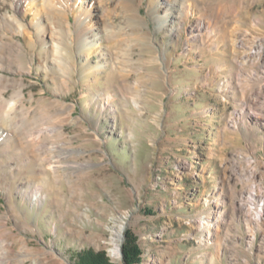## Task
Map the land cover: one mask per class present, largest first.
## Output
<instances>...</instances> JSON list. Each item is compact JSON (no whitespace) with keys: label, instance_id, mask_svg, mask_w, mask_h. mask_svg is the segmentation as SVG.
Wrapping results in <instances>:
<instances>
[{"label":"rangeland","instance_id":"obj_1","mask_svg":"<svg viewBox=\"0 0 264 264\" xmlns=\"http://www.w3.org/2000/svg\"><path fill=\"white\" fill-rule=\"evenodd\" d=\"M251 188L264 0H0V264H264Z\"/></svg>","mask_w":264,"mask_h":264},{"label":"bare ground","instance_id":"obj_2","mask_svg":"<svg viewBox=\"0 0 264 264\" xmlns=\"http://www.w3.org/2000/svg\"><path fill=\"white\" fill-rule=\"evenodd\" d=\"M262 51V49H260ZM8 108L13 109L15 108V104L8 102ZM246 108V106H245ZM251 109V107H249ZM247 109V108H246ZM8 111V109H7ZM8 114V113H7ZM256 117V115H254ZM258 116V115H257ZM5 119H2V123H4ZM245 198L247 199V202L245 204V210L248 214V219L252 221L253 223H259L262 218V214H264V208L262 205V199H260L259 194L257 193L255 188H251L245 195ZM40 195L35 194V197L33 198V201H39ZM207 223L209 224L210 221L205 219V220H200L199 225L202 228L207 229ZM121 228L118 231V234H120ZM112 255L114 257H117L119 255V246L115 242L114 248L111 251Z\"/></svg>","mask_w":264,"mask_h":264},{"label":"trees","instance_id":"obj_3","mask_svg":"<svg viewBox=\"0 0 264 264\" xmlns=\"http://www.w3.org/2000/svg\"><path fill=\"white\" fill-rule=\"evenodd\" d=\"M122 252L124 264H138L140 251L135 245L134 240L129 235H125ZM81 255L83 256V259L80 258L79 260H86L87 264H110L108 263L103 252L94 253L91 251H86Z\"/></svg>","mask_w":264,"mask_h":264}]
</instances>
